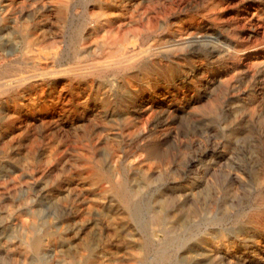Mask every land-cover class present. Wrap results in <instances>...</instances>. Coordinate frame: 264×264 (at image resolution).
Returning <instances> with one entry per match:
<instances>
[{"label":"rangeland","instance_id":"374dc122","mask_svg":"<svg viewBox=\"0 0 264 264\" xmlns=\"http://www.w3.org/2000/svg\"><path fill=\"white\" fill-rule=\"evenodd\" d=\"M57 1L61 0H51V2L54 3ZM27 2L29 3L28 7L26 11L23 12V17L25 18L28 12H30V10H32L33 7L37 5V2H34L33 0H29ZM116 2L117 0H103L99 3H96L95 1H89L88 7L93 9L97 5H103L102 7L106 8L110 12L123 5L126 8V11L132 12V14L138 18V28L141 32L142 38L141 50L143 53L141 54L144 56V63L137 70H135L139 74V77L137 80L131 83L128 90L121 92V94H116L113 92V95L110 97V106L105 109L97 108L94 110L93 115L90 113V111H83L80 108L78 109L77 113L72 114L73 116L67 115V113L62 111L38 112L34 110L29 113L23 108L21 111L12 113L10 116L5 112L2 113L3 115L0 113V116L3 119H0V222L3 221L0 223V228L3 227L2 232L7 236L9 235V238L5 237L2 240V255L4 257V261L2 260L3 264L4 262L5 264H42L43 261L45 264H82L83 262H85V264H122L123 262V264L148 263V252L145 248V245L143 246L139 240V238L143 236V220L145 219L144 217L146 216V213L142 218L133 217L131 219L128 218L122 220L121 218H118L116 215H114L113 209L116 207L114 205L115 200L110 194V196L107 195V197L102 199L97 197L96 188L90 183V181H84V179L80 176V172L84 166V160H80L78 155L81 149L88 147L92 148L96 157L102 159L104 168L115 167L118 169L115 179L123 176L129 180L130 185L136 186L141 182V179L138 176L139 174L129 167L130 165L134 164V162L135 164H148V166L151 167V175L154 178L157 177L156 175H158L160 170L163 172L164 176L161 180H157L156 178L154 183L152 182L144 189L141 197L142 205L151 204L154 207H158L159 201L165 199L166 196V198L174 199L175 201V204H173V206H171L169 209V213H174L175 211L172 210H175V208L178 209V207L181 208V204H190L194 202L200 209H203L206 208L205 205H209L210 202V205L214 203L213 207L215 214L213 215H219V213H221L222 215H227L228 217H226L223 222L215 224L216 226L209 225L208 230H205L202 227L203 229H201V233L203 231L204 232L201 234V236H204L206 231V233H209V235L205 236L207 238L216 235L220 236L223 234L225 240H235V248L233 250L237 252L238 256L234 258L232 256L234 255V252L232 249H230L226 255L220 256V263L223 259L221 264H264V52L260 53L261 55H256L255 58H250V60L248 59V61L246 60L245 62L238 64L236 67L231 65V59L227 56V53H224L227 50L239 47V45L244 42L249 44L251 48L264 43V0H124L118 4ZM176 2L179 3L177 4ZM140 15H142V17ZM160 17L162 19H160ZM149 24L151 25L149 26ZM159 24H161V26ZM141 25L142 27L140 28ZM181 27L182 29L183 27L186 28V37L197 36L198 38L199 36V38L201 37L205 41L208 40L207 42L209 43H206L200 47L197 45L185 47L181 52L171 53V56L161 52L163 51L162 45L165 44V38H163L164 35L176 31ZM193 30H195V33H193ZM56 34H59V30H56ZM90 41L88 40L87 43L89 44ZM213 43L214 46L212 47ZM153 46L155 48H153ZM150 48H152L151 51L149 50ZM200 48L204 49L200 50ZM153 53L156 55H152ZM147 69H149V71ZM145 70L148 71V76L143 75ZM223 75L226 77L230 75L225 82L221 80ZM46 101L47 100H45V102ZM78 104V101H75L69 105V107H78ZM114 106L116 108L118 106V109H116ZM134 106L135 108H133ZM117 110L118 112H116ZM161 110L163 111L161 112ZM149 114H151V116ZM115 116L116 118H114ZM143 117L146 119H143ZM9 118L15 120L14 126L11 130H5L1 126V121L6 122ZM26 122L28 123V126ZM100 124L102 126H100ZM106 128H108V130ZM114 128L116 129L114 130ZM51 130L54 131L52 132ZM75 134L78 135L76 136ZM19 136H21L22 139L21 137L19 138ZM51 137L53 141L51 140ZM98 137L100 138L97 139ZM4 143L8 147L4 145ZM8 144L11 145V148H9ZM24 144H27V146ZM110 144L115 150V156L113 157L108 155V147ZM28 145L32 146L34 150V168L31 167L27 170L28 173H31L30 175L23 174L22 170H17V161L18 159H21V153L30 147H28ZM72 145L74 146L72 147ZM21 146L25 148L23 149ZM47 147L48 149L46 150ZM76 147L80 149H75ZM5 149L11 158L6 156ZM40 151L41 153H39ZM50 151L54 152L55 154L57 153V156L66 154L70 156L71 161L64 164L63 162L62 164L61 162H53L52 164L55 166L56 170L51 169L49 173H47V176L44 177L43 172L47 171V169L52 166L51 163L49 165L45 164V157ZM41 154H43L42 157H40ZM163 154H167L169 159L165 160L162 157ZM43 159L44 162H42ZM177 159L180 161H177ZM77 164L78 166H76ZM41 166L45 167L43 168ZM1 167L3 168L1 169ZM162 167H165V170ZM9 168L11 170L14 169V171H11ZM63 168L67 169L64 170ZM168 169L169 171H166ZM34 171L37 172L35 173ZM50 172L54 175H52ZM63 172L65 174L67 173L65 176H70V181L68 183H71L73 186H78L77 191H75L71 196V204L73 205L71 208H64V210L57 204L53 205V196L58 195V198L63 199V197L66 195L65 188L67 182L64 180L65 176ZM215 172L218 173L216 174ZM58 174H61V178L59 179L61 182H59V186H57V183H55L57 181L56 178ZM168 175H170V178ZM51 181L52 183H50ZM19 183L21 184L20 186ZM101 185L108 187L109 182H102ZM199 189H201L202 192ZM204 190L206 195L204 194ZM167 193L168 195H166ZM174 194H176V196ZM216 194L220 196L218 197ZM99 200L101 201L98 202ZM12 201L14 203H12ZM89 202L94 203L95 207L87 212L85 205L87 206ZM216 202L217 204H215ZM7 203H9V205ZM112 204L114 206H112ZM37 205L39 207H37ZM93 210H98V212L96 211L97 214ZM222 210L224 211L223 213ZM48 214L50 215L48 216ZM64 214L67 216L65 217ZM100 220L104 222L100 223ZM123 224H125V227H123ZM65 225L69 229L65 227ZM97 226L100 227L97 228ZM127 229L129 231H127ZM17 231L21 233L18 234ZM90 232L91 234H89ZM126 232H129V235H127ZM92 233L94 235H92ZM104 233L106 234L104 235ZM81 234H85L83 235V238L80 237L82 236ZM161 234V232H157L158 236L163 235ZM87 237H89V240ZM106 238L108 240H106ZM112 238H114L113 241ZM35 239H40L39 241L41 244L39 250L36 253L32 247L33 240ZM59 239L61 242H59ZM85 240L87 241V244L89 245L90 243V245L88 246L89 248L86 250V252L81 253L80 245ZM95 246L99 248L97 249ZM69 248L72 250H69ZM64 249H66V251ZM58 250L59 252H57ZM5 259L8 261H5ZM227 259L229 260L228 262ZM145 260L147 261L145 262Z\"/></svg>","mask_w":264,"mask_h":264},{"label":"bare ground","instance_id":"6f19581e","mask_svg":"<svg viewBox=\"0 0 264 264\" xmlns=\"http://www.w3.org/2000/svg\"><path fill=\"white\" fill-rule=\"evenodd\" d=\"M29 0H0V113L5 112L9 116L12 113L25 109L31 113L36 110L42 111H62L67 115L77 113L78 109L88 110L94 113L97 108H108L111 104V95L113 92L121 94L128 90L132 82L138 79L139 74L135 71L142 66L144 56L141 53V32L138 28L137 19L132 12L126 11L122 5L112 11L97 5L91 9L88 7L89 1L96 3L103 0H61L51 2V0H33L37 5L23 17V12L28 7ZM124 0H117V4ZM127 1V0H126ZM181 1V0H179ZM188 1V0H187ZM109 2V1H108ZM112 2V1H111ZM141 2V1H140ZM138 2V3H140ZM146 2V1H145ZM154 2V1H151ZM93 3V2H92ZM148 3V2H147ZM160 3V1H159ZM174 3V2H173ZM177 4L179 2H176ZM34 4V3H33ZM156 4V3H155ZM175 4V3H174ZM32 5V4H31ZM30 5V6H31ZM96 5V4H95ZM108 5V4H107ZM163 5V4H161ZM188 5V4H186ZM33 6V5H32ZM31 6V7H32ZM129 6V5H128ZM143 6V5H142ZM153 6V5H152ZM185 6V5H184ZM176 7V6H175ZM180 7V6H179ZM154 8V7H153ZM152 8V9H153ZM181 8V7H180ZM195 8V7H194ZM197 8V7H196ZM255 8V7H254ZM179 9V8H178ZM182 9V8H181ZM147 10V9H146ZM145 10V11H146ZM154 10V9H153ZM152 10V11H153ZM157 10V9H156ZM174 10V9H173ZM186 10V9H185ZM193 10V9H192ZM133 11V10H132ZM141 11V10H140ZM163 11V10H162ZM177 11V9H176ZM208 11V10H207ZM135 12V11H134ZM138 12V11H137ZM193 12V11H192ZM196 12V10H195ZM157 13V12H155ZM165 13V12H164ZM169 13V12H168ZM177 13V12H176ZM194 13V12H193ZM260 13V11H259ZM26 14V13H25ZM147 14V13H146ZM173 14V13H172ZM179 14V12H178ZM208 14V13H206ZM138 15V14H137ZM161 15V14H160ZM163 15V14H162ZM192 15V14H191ZM142 17V15H140ZM139 16V17H140ZM148 16V15H147ZM150 16V15H149ZM171 16V14H170ZM200 16V14H199ZM212 16V15H211ZM162 17V16H161ZM160 17V19H162ZM168 17V16H167ZM172 17V16H171ZM175 17V16H174ZM206 17V16H205ZM264 17V16H263ZM43 18V19H42ZM151 18V16H150ZM192 18V17H191ZM201 18V17H200ZM203 18V17H202ZM208 18V17H206ZM146 20V19H145ZM155 20V19H154ZM178 20V18H177ZM207 20V19H206ZM142 21V19H141ZM140 21V22H141ZM150 21V20H149ZM171 21V20H170ZM176 21V19H175ZM174 21V22H175ZM147 22V21H146ZM167 22V21H166ZM151 23V22H150ZM160 23V22H159ZM212 23V22H211ZM158 24V21H157ZM207 24V23H206ZM209 24V23H208ZM140 25V24H139ZM143 25V24H142ZM140 26V28L142 27ZM151 24H149L150 26ZM161 26V24H159ZM172 25V24H171ZM170 25V27H171ZM190 25V24H189ZM145 26V25H144ZM148 26V27H149ZM146 27V26H145ZM210 27V26H209ZM147 28V27H146ZM256 28V27H255ZM262 29V28H261ZM59 30V34H56ZM144 30V29H143ZM192 30V29H191ZM186 28L182 27L176 31L165 34V44L163 53L171 54L181 52L185 47L194 45L202 46L209 43L197 36L186 37ZM216 31V30H214ZM257 31V30H256ZM153 32V31H152ZM162 32V31H161ZM165 33V32H164ZM191 33V32H190ZM195 33V30H193ZM203 33V32H202ZM212 33V32H211ZM153 34V33H152ZM200 34V33H198ZM256 34V33H255ZM195 35V34H193ZM259 35V34H257ZM155 36V35H154ZM163 36V35H162ZM256 36V35H255ZM156 38V37H155ZM215 39V38H214ZM225 39V38H224ZM263 39V38H262ZM90 41L88 44L87 41ZM244 42V41H243ZM263 42V41H262ZM151 43V42H150ZM149 43V44H150ZM161 45V44H160ZM159 46V45H158ZM214 46V43L212 47ZM153 48H155L153 46ZM210 48V47H209ZM202 48H200L201 50ZM204 49V48H203ZM202 49V50H203ZM264 43L251 48L246 42L241 43L239 47L227 50V56L231 59V65L236 67L238 64L245 62L250 58L264 52ZM150 51L152 48L149 49ZM196 50V49H195ZM191 53V52H190ZM188 53V54H190ZM194 53V52H193ZM200 53V52H199ZM205 53V52H204ZM185 54V53H184ZM187 54V53H186ZM198 54V53H197ZM151 55V54H150ZM152 55H156L153 53ZM177 55V54H176ZM183 55V54H182ZM261 55V54H260ZM171 56V55H170ZM198 56V55H197ZM226 56V55H225ZM226 56V57H227ZM157 57V56H156ZM160 57V56H159ZM206 57V56H205ZM161 58V57H160ZM175 58V57H174ZM222 58V57H221ZM158 59V58H157ZM156 59V60H157ZM187 59V58H186ZM210 59V58H209ZM212 59V58H211ZM165 60V59H164ZM163 60V61H164ZM169 60V59H168ZM152 61V60H151ZM166 61V60H165ZM189 61V60H188ZM154 62V61H152ZM172 62V61H171ZM179 62V61H178ZM184 62V61H183ZM182 62V63H183ZM170 63V62H169ZM190 64V63H189ZM229 64V63H228ZM149 65V64H148ZM168 65V64H167ZM248 65V64H247ZM252 65V64H251ZM151 66V65H150ZM178 66V65H177ZM221 66V65H220ZM257 66V65H256ZM148 67V66H147ZM152 67V66H151ZM150 67V68H151ZM163 67V66H162ZM174 67V66H173ZM203 67V66H202ZM216 67V66H215ZM149 68V67H148ZM178 68V67H177ZM170 69V68H169ZM180 69V68H179ZM224 69V68H223ZM149 71V69H147ZM145 70L144 76H148ZM158 70V69H157ZM173 71V70H172ZM190 71V70H189ZM203 71V70H202ZM139 72V71H138ZM165 72V71H164ZM150 73V72H149ZM205 73V72H204ZM160 74V73H158ZM165 74V73H164ZM186 74V73H185ZM201 74V73H200ZM231 74V73H230ZM153 75V74H152ZM157 75V74H156ZM161 75V74H160ZM192 75V74H191ZM203 75V73H202ZM219 75V74H218ZM194 76V75H193ZM228 76V75H227ZM230 76V75H229ZM228 76V77H229ZM141 77V76H140ZM202 77V76H201ZM225 75L221 77L222 81H226ZM233 77V76H232ZM230 77V78H232ZM156 78V77H155ZM163 78V77H162ZM215 78V77H214ZM167 79V78H166ZM206 79V78H205ZM216 79V78H215ZM218 79V78H217ZM178 80V79H177ZM156 81V80H155ZM194 81V80H193ZM208 82V81H207ZM191 83V82H190ZM199 83V82H198ZM223 83V82H222ZM157 84V83H156ZM164 84V83H163ZM185 84V83H184ZM210 84V83H209ZM218 84V82H217ZM228 84V83H227ZM220 85V83H219ZM141 86V85H140ZM176 86V85H175ZM185 86V85H184ZM205 86V85H204ZM213 86V85H212ZM215 86V85H214ZM217 86V85H216ZM199 87V86H198ZM201 87V86H200ZM210 87V86H209ZM230 87V86H227ZM180 88V87H178ZM207 88V87H206ZM218 88V87H217ZM199 89V88H198ZM223 89V88H222ZM227 89V88H226ZM230 89V88H229ZM228 89V90H229ZM171 90V89H169ZM184 90V89H183ZM216 91V90H215ZM166 92V91H165ZM125 93V92H124ZM127 93V92H126ZM145 93V92H144ZM176 94V93H173ZM125 95V94H124ZM127 95V94H126ZM158 95V94H157ZM148 96V95H147ZM123 97V96H122ZM162 97V95H161ZM131 98V97H130ZM171 98V97H170ZM178 98V97H177ZM193 98V97H192ZM45 100H47L45 102ZM80 100V101H79ZM114 100V99H112ZM152 100V98H151ZM41 101V102H39ZM78 101V107H72L73 102ZM131 101V100H130ZM134 101V100H133ZM117 102V101H116ZM123 102V101H122ZM125 103V102H124ZM157 103V102H156ZM118 104V102H117ZM145 104V103H144ZM149 104V103H148ZM193 104V103H192ZM113 105V104H112ZM115 105V104H114ZM131 105V104H130ZM142 105V104H141ZM140 105V106H141ZM127 106V105H126ZM115 107V106H114ZM128 107V106H127ZM148 107V106H147ZM152 107V106H151ZM116 108V107H115ZM135 108V106L133 107ZM118 109V106L117 108ZM143 109V108H142ZM150 109V108H149ZM154 109V108H152ZM216 109V108H215ZM113 110V109H112ZM135 110V109H134ZM141 110V109H139ZM159 110V109H158ZM167 110V109H166ZM213 110V108H212ZM101 111V110H100ZM111 111V110H110ZM115 111V110H114ZM125 111V110H123ZM130 111V110H128ZM157 111V110H156ZM155 111V112H156ZM163 110H161L162 112ZM23 112V111H22ZM106 112V111H105ZM109 112V111H108ZM118 112V110L116 111ZM138 112V110H137ZM140 112V111H139ZM153 112V111H152ZM151 112V113H152ZM113 113V112H112ZM165 113V112H164ZM51 114V113H50ZM55 114V113H54ZM86 114V113H84ZM103 114V112H102ZM117 114V113H116ZM120 114V112H119ZM132 114V113H131ZM167 114V113H166ZM3 115V114H2ZM40 115V114H39ZM63 115V114H61ZM82 115V114H81ZM111 115V114H110ZM151 116V114H149ZM155 115V114H154ZM153 115V116H154ZM159 115V113H158ZM162 115V114H161ZM169 115V114H168ZM23 116V115H22ZM41 116V115H40ZM73 116V115H72ZM109 116V115H108ZM107 116V117H108ZM132 116V115H131ZM130 116V117H131ZM144 116V115H143ZM157 116V115H156ZM160 116V115H159ZM32 117V116H31ZM103 117V116H102ZM145 117V116H144ZM143 119H146L144 118ZM149 117V116H148ZM167 117V115H166ZM23 118V117H22ZM91 118V117H90ZM116 118V116L114 117ZM140 118V117H139ZM152 118V117H151ZM0 119L1 116H0ZM176 119V118H175ZM3 120V119H2ZM37 120V119H36ZM72 120V119H70ZM93 120V119H92ZM117 120V119H116ZM142 120V119H141ZM155 120V119H154ZM153 120V122H154ZM162 120V119H161ZM168 120V119H167ZM170 120V119H169ZM24 121V120H23ZM38 121V120H37ZM43 121V120H42ZM46 121V120H45ZM112 121V120H111ZM132 121V120H131ZM148 121V119H147ZM166 121V120H165ZM262 121V120H261ZM260 121V122H261ZM2 128L11 130L14 126V119H8L6 122L1 121ZM75 122V121H74ZM142 122V121H141ZM144 122V121H143ZM171 122V121H170ZM27 123V122H26ZM31 123V122H30ZM67 123V122H66ZM85 123V122H83ZM164 123V122H163ZM18 124V123H17ZM41 124V123H40ZM64 124V123H63ZM95 124V123H94ZM102 124V123H101ZM100 124V126H102ZM106 124V123H105ZM147 124V122H146ZM25 125V124H24ZM22 125V126H24ZM88 125V124H87ZM112 125V124H111ZM148 125V124H147ZM177 125V124H176ZM28 126V123H27ZM58 126V124H57ZM97 126V125H96ZM157 126V125H155ZM159 126V125H158ZM178 126V125H177ZM50 127V126H49ZM65 127V126H64ZM81 127V126H80ZM85 127V126H84ZM128 127V126H127ZM164 127V126H163ZM170 127V126H169ZM29 128V127H28ZM34 128V127H33ZM92 128V127H91ZM154 128V127H153ZM174 128V127H173ZM176 128V127H175ZM178 128V127H177ZM63 129V128H62ZM94 129V128H93ZM99 129V128H98ZM96 129V130H98ZM108 130V128H106ZM111 129V128H110ZM116 128H114L115 130ZM133 129V128H132ZM131 129V130H132ZM135 129V127H134ZM133 129V130H134ZM137 129V128H136ZM149 129V128H148ZM56 130V129H54ZM53 130V131H54ZM58 130V129H57ZM61 130V129H60ZM69 130V129H68ZM82 130V129H81ZM92 130V129H91ZM95 130V132H96ZM124 130V129H123ZM132 130V131H133ZM21 131V130H20ZM52 131V130H51ZM52 131V132H53ZM101 131V130H100ZM122 131V130H121ZM120 131V132H121ZM128 131V130H127ZM145 131V129H144ZM143 131V133H144ZM147 131V130H146ZM58 132V131H56ZM65 132V130H64ZM63 132V133H64ZM84 132V131H83ZM93 132V131H91ZM103 132V130H102ZM126 132V131H125ZM124 132V133H125ZM137 132V131H136ZM154 132V131H152ZM18 133V132H17ZM42 133V131H41ZM85 133V132H84ZM90 133V132H89ZM109 133V132H108ZM20 134V133H19ZM65 134V133H64ZM67 134V133H66ZM81 134V133H80ZM134 134V133H133ZM158 134V133H157ZM51 135V134H50ZM54 135V134H53ZM60 135V134H59ZM72 135V134H71ZM74 135V134H73ZM76 135V134H75ZM78 135V134H77ZM76 135V136H77ZM97 135V133H96ZM103 135V134H102ZM101 135V136H102ZM105 135V133H104ZM117 135V134H116ZM139 135V134H138ZM144 135V134H143ZM149 135V134H148ZM147 135V137H148ZM154 135V134H153ZM161 135V134H159ZM158 135V136H159ZM166 135V134H165ZM18 136V135H17ZM29 136V135H28ZM66 136V135H65ZM84 136V135H83ZM100 136V135H99ZM157 136V135H156ZM162 136V135H161ZM21 136H19L20 138ZM44 137V136H43ZM137 137V135H136ZM143 137V136H142ZM141 137V138H142ZM10 138V137H9ZM62 138V137H61ZM76 138V137H75ZM94 138V137H93ZM98 137L97 139H99ZM145 138V137H144ZM149 138V137H148ZM15 139V138H14ZM22 139V137H21ZM34 139V137H33ZM38 139V138H37ZM81 139V138H80ZM83 139V138H82ZM96 139V140H97ZM102 139V138H101ZM154 139V138H153ZM159 139V138H158ZM18 140V139H17ZM32 140V139H31ZM41 140V139H40ZM52 140V137H51ZM61 140V139H60ZM79 140V139H77ZM119 140V139H118ZM131 140V139H130ZM53 141V140H52ZM68 141V140H66ZM38 142V141H37ZM85 142V141H84ZM83 142V143H84ZM100 142V141H99ZM98 142V143H99ZM149 142V141H148ZM167 142V141H166ZM6 143V141H5ZM4 143V145H6ZM8 143V142H7ZM16 143V142H14ZM28 143V142H26ZM49 143V142H48ZM71 143V142H69ZM93 143V142H92ZM105 143V142H104ZM110 143V142H109ZM130 143V142H129ZM3 144V143H2ZM81 144V143H80ZM106 144V143H105ZM116 144V143H115ZM3 145V146H4ZM9 145V144H8ZM14 145V144H13ZM18 145V143H17ZM27 146V144H24ZM56 145V144H55ZM60 145V144H59ZM63 145V144H62ZM102 145V144H101ZM107 145V144H106ZM119 145V144H118ZM127 145V144H126ZM152 145V144H151ZM157 145V144H156ZM168 145V144H167ZM7 146V145H6ZM11 145H9V148ZM16 146V145H15ZM30 145H28L29 147ZM51 146V145H50ZM49 146V147H50ZM57 146V145H56ZM61 146V145H60ZM74 145H72L73 147ZM77 146V145H76ZM96 146V145H95ZM170 146V145H169ZM8 147V146H7ZM4 147V148H7ZM20 147V146H19ZM22 147V146H21ZM53 147V146H51ZM71 147V146H70ZM69 147V148H70ZM80 147V146H79ZM14 148V147H13ZM23 148V147H22ZM25 148V147H24ZM23 148V149H24ZM27 148V147H26ZM40 148V147H39ZM56 148V147H54ZM59 148V147H58ZM117 148V147H116ZM120 148V147H119ZM124 148V147H123ZM164 148V147H163ZM172 148V147H171ZM43 149V148H42ZM48 147L46 148V150ZM80 149V148H75ZM96 149V148H95ZM39 150V149H38ZM51 150V149H50ZM72 150V149H71ZM70 150V151H71ZM170 150V149H169ZM14 151V150H12ZM11 151V152H12ZM58 151V149H57ZM65 151V149H64ZM63 151V152H64ZM69 151V150H68ZM172 151V150H171ZM170 151V152H171ZM122 152V151H121ZM164 152V151H163ZM162 152V153H163ZM7 157L9 153L5 149ZM14 153V152H13ZM41 153V151L39 152ZM169 153V152H168ZM175 153V152H174ZM173 153V155H174ZM177 153V152H176ZM57 154V153H56ZM50 151L45 157V164L49 165L53 162H70V156L63 154L57 156ZM98 154V153H96ZM114 147L110 144L108 147V155L115 156ZM121 154V153H120ZM159 154V153H158ZM181 154V153H180ZM185 154V153H184ZM40 155V154H39ZM41 154L40 157H42ZM45 155V154H44ZM107 155V154H106ZM123 155V154H122ZM137 155V154H136ZM176 155V154H175ZM230 155V154H228ZM15 156V155H14ZM17 157V156H16ZM15 157V159H16ZM19 157V156H18ZM44 157V156H43ZM77 157V156H76ZM165 160L169 159L167 154H163ZM173 157V156H172ZM11 158V157H10ZM17 161V170H22L23 174L30 175L27 170L33 167L34 150L30 146L20 155ZM72 158V157H71ZM78 158L84 160V166L80 172V176L90 183L97 190V197L102 199L111 195L115 200L116 206L113 211L114 215L122 220L131 219L133 217L142 218L143 220V236L139 238L140 243L148 252L147 264H221L219 262L221 255H226L230 249L234 252V258L238 257L234 241L225 240L223 234L218 236L205 237L209 233L201 236V229L208 230L209 225L223 222L227 215H213L214 203L205 205L206 208L200 209L196 203L181 204V208H175L174 213H169V209L175 204L174 199L166 198L159 201L158 207L151 204H141V197L147 185L154 183L155 179L161 180L163 172L160 170L157 177L151 175V167L137 163L130 165V169L136 171L141 179L140 184L130 185L129 180L123 176L116 178L117 168H104L102 159L96 157L91 147L81 149ZM115 158V157H114ZM118 158V157H117ZM129 158V157H128ZM140 158V157H138ZM38 159V157H37ZM78 159V160H79ZM116 159V158H115ZM133 159V158H132ZM42 160V159H41ZM150 160V159H149ZM176 160V159H175ZM14 161V160H13ZM16 161V160H15ZM117 161V160H116ZM177 161H180L177 159ZM38 162V161H36ZM44 162V159L43 161ZM83 162V161H82ZM164 162V161H163ZM174 162V161H173ZM149 163V162H147ZM152 163V162H151ZM158 163V162H157ZM170 163V162H169ZM181 163V162H180ZM40 164V163H39ZM155 164V163H154ZM163 164V163H162ZM171 164V163H170ZM4 165V164H3ZM8 165V164H7ZM37 165V163H36ZM35 165V166H36ZM45 165V166H47ZM180 165V164H179ZM183 165V164H182ZM203 165V164H202ZM5 166V165H4ZM10 166V165H9ZM8 166V167H9ZM16 166V165H15ZM44 166V167H45ZM71 166V165H70ZM78 166V164L76 165ZM154 166V165H153ZM167 166V165H166ZM169 166V164H168ZM7 167V168H8ZM37 167V166H36ZM43 167V166H41ZM40 167V169H41ZM43 167V168H44ZM66 167V166H65ZM75 167V166H74ZM73 167V168H74ZM170 167V166H169ZM168 167V168H169ZM3 167H1L2 169ZM34 168V167H33ZM77 168V167H75ZM159 168V167H158ZM165 170V167H162ZM10 169V168H9ZM52 166L43 172L46 177ZM66 170L65 168H63ZM80 169V168H79ZM122 169V167H121ZM153 169V168H152ZM184 169V168H183ZM11 170V169H10ZM37 170V168H36ZM56 170V169H55ZM54 170V171H55ZM163 170V171H164ZM11 171H14L11 170ZM68 171V170H67ZM166 171H169L166 170ZM177 171V170H176ZM31 172V171H30ZM35 172V171H34ZM37 172V171H36ZM35 172V173H36ZM69 172V171H68ZM51 173V172H50ZM60 173V171H59ZM216 173V172H215ZM218 173V172H217ZM216 173V174H217ZM3 174V173H1ZM11 174V173H9ZM52 174V173H51ZM64 176L65 174L63 172ZM70 174V173H69ZM72 174V173H71ZM184 174V173H183ZM186 174V173H185ZM215 174V175H216ZM54 175V174H52ZM61 175V174H60ZM58 174L56 185L59 186ZM132 175V174H131ZM130 175V176H131ZM202 175V174H201ZM210 175V173H209ZM214 175V174H213ZM1 176V175H0ZM3 176V175H2ZM14 176V175H13ZM39 176V175H38ZM41 176V177H43ZM63 176V175H62ZM170 178V175H168ZM196 176V175H195ZM203 176V175H202ZM17 177V176H16ZM55 177V176H54ZM197 177V176H196ZM31 178V177H30ZM35 178V177H34ZM194 178V177H193ZM212 178V177H211ZM214 178V177H213ZM9 179V178H8ZM39 179V178H38ZM41 179V178H40ZM52 179V178H51ZM55 179V178H54ZM74 179V178H73ZM176 179V178H175ZM207 179V178H206ZM221 179V178H220ZM7 180V179H6ZM21 180V179H20ZM33 180V179H32ZM66 195L63 199L53 196V205L57 204L63 208H71V196L77 191L78 186L68 183L70 176H65ZM208 180V179H207ZM218 180V179H217ZM263 180V179H262ZM5 181V180H4ZM3 181V182H4ZM18 181V180H17ZM47 181V179H46ZM55 181V180H54ZM109 182V186L101 185L102 182ZM170 181V180H169ZM195 181V180H194ZM259 181V180H257ZM2 182V181H1ZM16 182V181H15ZM23 182V181H22ZM29 182V181H28ZM159 182V181H158ZM167 182V181H166ZM174 182V181H173ZM205 182V181H204ZM208 182V181H207ZM5 183V182H4ZM2 183V184H4ZM49 183V182H48ZM52 183V181L50 182ZM54 183V182H53ZM75 183V182H74ZM80 183V182H79ZM78 183V184H79ZM172 183V182H171ZM209 183V182H208ZM264 183V182H263ZM39 184V183H38ZM65 184V182H64ZM132 184V183H131ZM220 184V183H219ZM1 185V184H0ZM17 185V184H14ZM21 184L19 183V186ZM35 185V184H34ZM55 185V184H54ZM262 185V184H259ZM3 186V185H2ZM1 186V187H2ZM18 186V187H19ZM53 186V185H52ZM51 186V187H52ZM158 186V185H156ZM196 186V185H195ZM200 186V185H199ZM205 186V185H204ZM13 187V186H12ZM24 187V186H23ZM55 187V186H54ZM88 187V186H87ZM257 187V186H256ZM81 188V187H80ZM14 189V188H13ZM20 189V188H19ZM48 189V188H47ZM89 189V188H88ZM150 189V188H149ZM152 189V188H151ZM190 189V188H189ZM188 189V190H189ZM204 189V188H203ZM37 190V189H36ZM148 190V189H147ZM201 191V189H199ZM3 191V190H2ZM42 191V190H41ZM80 191V190H79ZM161 191V189H160ZM217 191V190H215ZM214 191V192H215ZM44 192V191H43ZM81 192V191H80ZM79 192V193H80ZM151 192V191H150ZM159 192V191H158ZM196 192V191H195ZM202 192V191H201ZM47 193V191H46ZM95 193V192H94ZM160 193V192H159ZM40 194V193H39ZM65 194V193H64ZM179 194V193H178ZM194 194V193H193ZM197 194V193H196ZM199 194V193H198ZM202 194V193H201ZM204 194L205 190H204ZM3 195V194H2ZM8 195V194H7ZM44 195V194H43ZM79 195V194H78ZM109 195V196H110ZM147 195V194H146ZM168 195V193L166 194ZM176 196V194H174ZM180 195V194H179ZM184 195V194H183ZM200 195V194H199ZM209 195V194H208ZM217 195V194H216ZM81 196V195H80ZM85 196V195H84ZM171 196V195H170ZM197 196V195H196ZM218 196V195H217ZM220 196V195H219ZM218 196V197H219ZM262 196V195H261ZM6 197V196H5ZM4 197V198H5ZM25 197V196H24ZM39 197V195H38ZM50 197V196H49ZM83 197V195H82ZM154 197V196H153ZM160 197V196H159ZM184 197V196H183ZM195 197V196H194ZM203 197V195H202ZM208 197V196H207ZM234 197V196H233ZM263 197V196H262ZM85 198V197H84ZM161 198V197H160ZM171 198V197H170ZM176 198V197H175ZM198 198V197H197ZM200 198V197H199ZM206 198V197H205ZM13 199V198H12ZM22 199V197H21ZM88 199V198H87ZM86 199V201H87ZM91 199V197H90ZM143 199V198H142ZM202 199V198H201ZM207 199V198H206ZM223 199V198H222ZM36 200V199H35ZM82 200V198H81ZM200 200V199H199ZM203 200V199H202ZM201 200V202H202ZM205 200V199H204ZM230 200V199H229ZM233 200V199H232ZM258 200V199H257ZM21 201V200H20ZM29 201V200H28ZM43 201V200H42ZM45 201V200H44ZM76 201V200H75ZM85 201V200H84ZM99 200L98 202H100ZM220 201V200H219ZM23 202V200H22ZM51 202V201H50ZM105 202V201H103ZM198 202V201H197ZM200 202V204H201ZM6 203V202H4ZM12 203H14L12 201ZM11 203V204H12ZM16 203V202H15ZM43 203V202H42ZM46 203V202H45ZM49 203V201H48ZM150 203V202H149ZM208 203V202H206ZM205 203V204H206ZM9 205V203H7ZM101 204V203H99ZM107 204V203H106ZM105 204V205H106ZM199 204V203H198ZM217 204V202L215 203ZM250 204V202H249ZM40 205V204H39ZM44 205V204H43ZM51 205V204H50ZM79 205V204H78ZM112 204V206H114ZM223 205V204H222ZM14 206V205H13ZM26 206V205H25ZM29 206V205H28ZM56 206V205H55ZM58 206V207H59ZM228 206V205H224ZM231 206V205H230ZM236 206V205H235ZM248 206V205H247ZM6 207V206H5ZM37 207H39L37 205ZM52 207V206H51ZM87 212L90 211L95 204L89 202L85 205ZM4 208V207H2ZM9 208V207H8ZM12 208V207H11ZM57 208V207H56ZM73 208V207H72ZM99 208V207H98ZM180 208V209H179ZM254 208V207H253ZM10 209V208H9ZM8 209V210H9ZM34 209V208H33ZM59 209V208H58ZM84 209V210H85ZM97 209V208H96ZM101 209V208H100ZM216 209V208H215ZM226 209V208H225ZM62 210V211H63ZM70 210V209H69ZM82 210V209H81ZM105 210V209H104ZM224 210V209H223ZM222 210V213L224 212ZM247 210V209H246ZM13 211V210H12ZM55 211V210H54ZM66 211V210H65ZM74 211V210H73ZM72 211V212H73ZM94 211V210H93ZM98 212V210H96ZM94 211V212H96ZM11 212V211H10ZM46 212V211H45ZM44 212V214H45ZM70 212V211H69ZM71 212V213H72ZM96 212V214H97ZM248 212V211H247ZM8 213V212H7ZM6 213V214H7ZM13 213V212H12ZM55 213V212H54ZM63 213V212H59ZM79 213V212H78ZM83 213V212H82ZM226 213V212H225ZM238 213V212H236ZM2 214V213H1ZM4 214V213H3ZM34 214V213H30ZM36 214V212H35ZM70 214V213H69ZM50 214H48L49 216ZM55 215V214H53ZM254 215V214H253ZM10 216V215H9ZM34 216V215H33ZM65 216V214H64ZM67 216V215H66ZM65 216V217H66ZM85 216V215H83ZM232 216V215H231ZM230 216V217H231ZM240 216V215H239ZM259 216V215H257ZM261 216V215H260ZM7 217V216H6ZM55 217V216H54ZM88 217V216H87ZM94 217V216H93ZM14 218V217H13ZM24 218V217H23ZM49 218V217H48ZM85 218V217H84ZM112 218V217H111ZM110 218V220H111ZM4 219V218H2ZM1 219V220H2ZM18 219V217H17ZM28 219V218H27ZM35 219V218H34ZM50 219V218H49ZM59 219V216H58ZM61 219V218H60ZM99 219V218H98ZM228 219V218H227ZM230 219V218H229ZM243 219V218H242ZM252 219V218H251ZM259 219V218H258ZM22 220V219H21ZM24 220V219H23ZM33 220V219H32ZM108 220V219H105ZM113 220V219H112ZM50 221V220H49ZM95 221V220H94ZM119 221V220H118ZM239 221V220H238ZM241 221V220H240ZM254 221V220H252ZM1 221L0 223H2ZM27 222V221H26ZM67 222V221H66ZM96 222V221H95ZM102 221L100 220V223ZM104 222V221H103ZM102 222V223H103ZM116 222V221H115ZM260 222V221H259ZM263 222V221H262ZM18 223V222H17ZM79 223V222H78ZM94 223V222H93ZM140 223V222H139ZM235 223V222H234ZM252 223V222H251ZM12 224V223H10ZM26 224V223H25ZM65 224V223H64ZM72 224V223H71ZM91 224V223H90ZM131 224V223H130ZM4 225V224H3ZM13 225V224H12ZM19 225V224H18ZM33 225V224H32ZM44 225V224H43ZM67 225V224H66ZM65 225V227H67ZM81 225V224H80ZM79 225V226H80ZM96 225V224H94ZM102 225V224H101ZM109 225V224H108ZM125 224H123V227ZM142 225V224H141ZM260 225V224H259ZM258 225V226H259ZM29 226V225H27ZM87 226V225H85ZM93 226V225H92ZM107 226V224H106ZM110 226V225H109ZM219 226V225H218ZM228 226V225H227ZM254 226V225H252ZM261 226V225H260ZM26 227V226H25ZM31 227V225H30ZM38 227V226H37ZM42 227V226H41ZM51 227V226H50ZM91 227V226H90ZM95 227V226H94ZM100 227V226H99ZM97 226V228H99ZM105 227V226H104ZM111 227V226H110ZM203 227V228H202ZM256 227V226H255ZM39 228V227H38ZM37 228V229H38ZM48 228V227H46ZM68 228V227H67ZM93 228V227H92ZM109 228V227H107ZM223 228V227H222ZM0 228V264H3L2 240L9 235H5ZM16 229V228H15ZM53 229V228H52ZM59 229V228H58ZM61 229V228H60ZM69 229V228H68ZM76 229V228H75ZM78 229V228H77ZM88 229V228H87ZM86 229V230H87ZM131 229V228H130ZM219 229V228H218ZM5 230V229H4ZM13 230V229H12ZM11 230V231H12ZM48 230V229H47ZM89 230V229H88ZM126 230V229H125ZM16 231V230H14ZM26 231V230H25ZM43 231V230H42ZM66 231V230H65ZM78 231V230H77ZM93 231V230H92ZM127 231H129L127 229ZM227 231V230H226ZM18 232V231H17ZM24 232V231H23ZM67 232V231H66ZM74 232V231H73ZM83 232V231H82ZM81 232V233H82ZM131 232V231H130ZM135 232V230H134ZM157 232H161L162 236H158ZM21 233V232H20ZM18 232V234H20ZM25 233V232H24ZM23 233V234H24ZM55 233V232H54ZM59 233V232H58ZM70 233V232H69ZM84 233V232H83ZM94 233V232H93ZM92 233V235H94ZM101 233V232H100ZM129 235V232H126ZM17 234V233H16ZM22 234V235H23ZM53 234V233H52ZM57 234V233H56ZM65 234V233H64ZM68 234V233H67ZM86 234V233H85ZM83 234V235H85ZM91 234V232L89 233ZM106 233H104L105 235ZM133 234V232H132ZM226 234V233H225ZM241 234V233H240ZM21 235V236H22ZM41 235V234H40ZM39 235V236H40ZM51 235V234H50ZM66 235V234H65ZM82 235V234H81ZM83 235L80 236L83 238ZM88 235V233H87ZM101 235V234H100ZM113 235V234H112ZM230 235V234H229ZM233 235V234H232ZM239 235V234H238ZM91 236V235H90ZM16 237V235H15ZM18 237V235H17ZM20 237V236H19ZM43 237V236H42ZM101 237V236H100ZM104 237V236H103ZM102 237V238H103ZM108 237V236H107ZM112 237V236H111ZM114 237V236H113ZM116 237V236H115ZM120 237V236H119ZM123 237V235H122ZM126 237V236H124ZM133 237V236H132ZM32 238V237H31ZM69 238V237H68ZM76 238V237H75ZM79 238V237H78ZM89 240V237H87ZM98 238V237H97ZM105 238V237H104ZM241 238V237H239ZM17 239V238H15ZM20 239V238H19ZM18 239V240H19ZM27 239V238H26ZM42 239V238H41ZM44 239V238H43ZM63 239V238H62ZM114 238H112L113 241ZM118 239V238H117ZM127 239V238H126ZM6 240V239H5ZM40 240V239H39ZM33 240L32 247L35 253L40 248V241ZM95 240V239H94ZM106 240H108L106 238ZM111 240V239H110ZM116 240V239H115ZM123 240V239H122ZM128 240V239H127ZM57 241V240H56ZM132 241V240H131ZM24 242V241H23ZM44 242V241H43ZM59 242L60 239H59ZM63 242V241H62ZM81 242V241H80ZM91 242V241H89ZM93 242V241H92ZM97 242V241H96ZM111 242V241H110ZM135 242V241H134ZM239 242V241H238ZM244 242V241H243ZM5 243V242H4ZM31 243V242H30ZM67 243V242H64ZM94 243V242H93ZM17 244V243H16ZM76 244V243H75ZM80 244V243H79ZM92 244V243H91ZM97 244V243H95ZM103 244V243H102ZM101 244V245H102ZM110 244V243H109ZM116 244V243H114ZM131 244V243H130ZM260 244V243H259ZM31 245V244H29ZM90 245V243H89ZM85 240L80 245V252L84 253L89 248ZM98 245V244H97ZM108 245V244H107ZM113 245V243H112ZM121 245V244H120ZM239 245V244H237ZM4 246V245H3ZM60 246V245H58ZM62 246V245H61ZM73 246V245H72ZM132 246V245H131ZM264 246V245H263ZM21 247V246H20ZM71 247V246H70ZM96 247V246H95ZM139 247V246H138ZM11 248V247H10ZM13 248V247H12ZM60 248V247H59ZM97 248V247H96ZM99 248V247H98ZM97 248V249H98ZM102 248V247H101ZM131 248V247H130ZM9 249V247H8ZM17 249V248H16ZM137 249V248H135ZM224 251H223V250ZM261 249V248H260ZM66 251V249H64ZM69 250H72L69 248ZM96 250V249H95ZM107 250V248H106ZM112 250V249H111ZM129 250V249H128ZM54 251V250H53ZM97 251V250H96ZM104 251V249H103ZM109 251V250H108ZM113 251V250H112ZM126 251V250H125ZM130 251V250H129ZM136 251V250H135ZM27 252V251H26ZM59 252V250L57 251ZM93 252V251H92ZM102 252V251H101ZM124 252V251H123ZM249 252V250H248ZM262 252V251H261ZM28 253V252H27ZM88 253V252H87ZM103 253V252H102ZM122 253V252H121ZM120 253V254H121ZM128 253V251H127ZM135 253V252H134ZM137 253V252H136ZM140 253V252H139ZM150 253V254H149ZM254 253V252H252ZM52 254V253H51ZM91 254V253H90ZM111 254V253H110ZM119 254V255H120ZM63 255V254H62ZM86 255V254H85ZM103 255V254H102ZM113 255V254H111ZM239 255V254H238ZM246 255V254H245ZM255 255V254H254ZM41 256V255H40ZM95 256V255H94ZM93 256V257H94ZM97 256V255H96ZM101 256V255H100ZM117 256V255H116ZM115 256V257H116ZM122 256V255H121ZM132 256V254H131ZM13 257V256H12ZM55 257V256H54ZM64 257V255H63ZM112 257V256H111ZM119 257V256H118ZM125 257V256H124ZM22 258V257H20ZM18 258V259H20ZM98 258V257H97ZM106 258V256H105ZM134 258V257H133ZM136 258V257H135ZM230 258V257H229ZM251 258V257H250ZM17 259V257H16ZM35 259V258H34ZM42 259V258H41ZM49 259V258H48ZM103 259V258H102ZM108 259V258H107ZM120 259V258H119ZM117 259V260H119ZM122 259V258H121ZM226 259V258H225ZM224 259V260H225ZM242 259V258H241ZM3 260V261H2ZM7 259H5L6 261ZM24 260V259H23ZM22 260V261H23ZM26 260V259H25ZM31 260V259H30ZM55 260V259H54ZM81 260V259H80ZM87 260V259H85ZM136 260V259H135ZM8 261V260H7ZM15 261V260H14ZM19 261V260H17ZM35 261V260H34ZM47 261V260H46ZM51 261V260H50ZM84 261V260H83ZM97 261V260H96ZM147 260H145L146 262ZM229 260L227 259V262ZM232 261V260H231ZM16 262V261H15ZM32 262V261H31ZM30 262V263H31ZM82 262V260H81ZM103 262V261H102ZM116 262V261H115ZM44 263V261H43ZM42 263V264H43ZM85 264V262H83ZM82 263V264H83ZM107 263V262H106ZM112 263V262H108ZM117 263V262H116ZM124 263V262H123ZM122 263V264H123ZM234 263V262H233ZM5 264V262H4ZM12 264V263H11ZM19 264V263H18ZM35 264V263H34ZM45 264V263H44ZM48 264V263H47ZM103 264V263H102ZM119 264V263H118ZM135 264V263H134ZM231 264V263H230ZM240 264V263H238ZM243 264V263H242Z\"/></svg>","mask_w":264,"mask_h":264}]
</instances>
